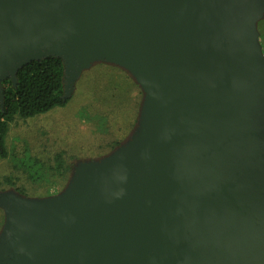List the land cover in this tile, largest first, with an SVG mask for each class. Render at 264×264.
Returning a JSON list of instances; mask_svg holds the SVG:
<instances>
[{
  "label": "water",
  "instance_id": "1",
  "mask_svg": "<svg viewBox=\"0 0 264 264\" xmlns=\"http://www.w3.org/2000/svg\"><path fill=\"white\" fill-rule=\"evenodd\" d=\"M263 11L264 0H0V83L61 55L70 97L91 56L117 52L148 91L131 142L82 162L65 194L0 193V264H264Z\"/></svg>",
  "mask_w": 264,
  "mask_h": 264
},
{
  "label": "rangeland",
  "instance_id": "2",
  "mask_svg": "<svg viewBox=\"0 0 264 264\" xmlns=\"http://www.w3.org/2000/svg\"><path fill=\"white\" fill-rule=\"evenodd\" d=\"M263 13L256 28L264 54ZM108 54L88 59L64 106L28 118L17 115L10 122L8 156H0V193L55 199L71 187L82 162L101 161L131 142L141 126L148 91L138 75L119 64L120 54ZM31 156L41 173L35 178L22 171L24 158ZM6 223L0 206V238Z\"/></svg>",
  "mask_w": 264,
  "mask_h": 264
},
{
  "label": "trees",
  "instance_id": "3",
  "mask_svg": "<svg viewBox=\"0 0 264 264\" xmlns=\"http://www.w3.org/2000/svg\"><path fill=\"white\" fill-rule=\"evenodd\" d=\"M66 61L61 55H49L33 60L16 73V78H6L0 83V156L7 157L6 135L9 124L19 115L25 118L46 113L64 106L66 97ZM33 156L25 157L22 171L33 178L40 176L35 171L37 163Z\"/></svg>",
  "mask_w": 264,
  "mask_h": 264
}]
</instances>
